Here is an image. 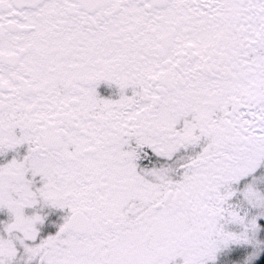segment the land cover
Masks as SVG:
<instances>
[{
    "label": "snow or ice",
    "instance_id": "6c2138e0",
    "mask_svg": "<svg viewBox=\"0 0 264 264\" xmlns=\"http://www.w3.org/2000/svg\"><path fill=\"white\" fill-rule=\"evenodd\" d=\"M0 264H264V0H0Z\"/></svg>",
    "mask_w": 264,
    "mask_h": 264
}]
</instances>
